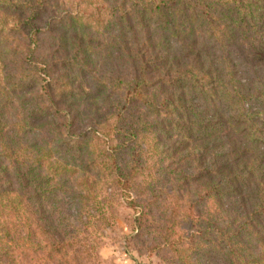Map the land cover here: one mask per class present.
Masks as SVG:
<instances>
[{
    "label": "rangeland",
    "instance_id": "obj_1",
    "mask_svg": "<svg viewBox=\"0 0 264 264\" xmlns=\"http://www.w3.org/2000/svg\"><path fill=\"white\" fill-rule=\"evenodd\" d=\"M145 1L75 0L64 12L55 13L40 34L34 60L53 64L55 91L63 98L58 103L72 121L73 135L110 128L115 138L114 134L128 130L133 149L121 154L119 162L136 171L123 191L102 167L108 158L101 154L96 139L88 137L81 147L64 151L68 163L61 158L50 168L56 176L47 185L45 198L37 189L27 195L32 218L48 231L45 234L39 228L36 240L61 232H86L81 222L94 215V225L88 229L93 234L94 258L86 262L82 248L75 245L74 253L61 251L43 261L31 260L41 252L34 249L28 252L30 258L15 264H225L210 246L198 242L199 249L194 250L187 244L191 232L188 196L217 179L224 192L218 197L221 210L241 218L253 207L250 189L254 183L262 180L264 187V141L251 140L264 134V126L234 117L237 111L246 115L264 111V0H250L247 5L262 12V18L246 16L245 39L239 36L236 8L229 1L226 6L224 1L212 0L210 20L197 6L189 7V12L148 19L141 11ZM50 7L46 15L53 11ZM14 58L0 44V94L3 89L9 94L17 78ZM141 60L154 63L149 66L152 83L146 93L151 92L156 110L124 98L125 86ZM186 67L207 71L211 77L216 74L226 86L232 76L242 92L253 96L235 104L220 96L217 85L208 88V94L197 95L155 81L165 70ZM35 93V85H27L15 97L3 100L13 104L17 118L29 120L31 138L55 136L59 121L50 117L32 121L28 115L35 114ZM166 95L171 101L163 114L157 109ZM246 148L249 152L241 153ZM89 158L94 162L87 170L79 169L80 161L85 164ZM236 166L239 176H228L227 171ZM207 169L213 173L202 176ZM60 178L62 186L56 185ZM249 229L264 242V223L254 222ZM168 240L177 242V249L168 246Z\"/></svg>",
    "mask_w": 264,
    "mask_h": 264
},
{
    "label": "trees",
    "instance_id": "obj_2",
    "mask_svg": "<svg viewBox=\"0 0 264 264\" xmlns=\"http://www.w3.org/2000/svg\"><path fill=\"white\" fill-rule=\"evenodd\" d=\"M220 1H224L226 6L229 1L236 8L234 20L239 28V36L245 39L249 32L246 16H256L261 19L262 12H255L248 8L250 0ZM74 3L75 0H0V44L3 43L5 53L15 56L14 77H17L9 88L11 94H8L4 89L0 94V264L21 263L24 257L30 258L28 252L34 251V249L41 251L37 257L34 256V259L31 256V260L36 261H43L48 256L53 257L61 251L65 254H72L75 245L82 248L79 251L87 256L86 262H90V259L94 258L90 244L93 234L88 231L89 227L94 225V215L84 217L81 222L86 232L83 230H78L75 233L61 232L53 237L48 236L51 240L47 238L36 240L40 234L39 228L45 234L48 231L45 227L36 224L32 218L29 203L31 197L27 195H30L31 190L37 189L45 198V193L48 191L47 185L56 176V173L53 174L51 169L54 165L62 162L59 161L61 158H64L63 164L68 163L63 156L64 151L81 147L88 137L96 139L101 154L108 158V162L102 167L114 179V184L123 191H127L129 188L134 177L133 173L136 171V168L128 166L127 162V164L119 162L121 154H124L126 150L133 149L134 140L130 138L132 133L123 130L122 134L117 135L113 132L114 138L112 133L109 134L111 129L108 128L103 131L92 129L88 134L79 133L74 136L72 121L66 115L64 107L58 103L63 98L55 91V81L52 76L53 64L45 60H34L36 57L35 48L39 44V37L44 27L50 25L55 13L64 12L66 5ZM144 3L141 11L147 15L148 19L155 17L157 19L159 16H165L166 13L174 14L179 10L185 12L189 7L197 6L201 9V14L210 20L209 15L214 5L212 0H147ZM49 5L54 12L46 15ZM118 9L120 12L121 9ZM251 27L258 29L257 25L252 22ZM151 64L154 63L148 60L139 62L131 83L128 82L125 86L124 98L132 103L142 101L146 108L155 109L151 92L146 93V88H149L152 83L149 77ZM25 74L26 76H24ZM155 81L169 89L189 90L197 95L203 92L208 94V88L212 89V86L217 85L214 87L220 96L235 102V104H241L243 99L253 96L251 92H242L234 83L235 78L232 76L228 80L231 84L226 86L218 75L215 74L211 77L207 71L194 67L165 70L157 76ZM27 85L36 87V110H34V116V112H31L28 114L29 117L32 118V121L34 118L37 120L49 117L59 121L56 127L58 132L55 136L44 135L41 139L37 138L39 140L31 138L29 135L32 126H29V120L24 117L17 118L18 113L15 114L13 104L7 103V98L10 99L14 94L23 91ZM3 97L7 101L3 100ZM170 101L169 95L164 96L157 111L166 114L165 109L170 106ZM181 102L182 99L179 100V104ZM189 104V107H193L192 103ZM194 110L198 111L196 107ZM263 112L260 110L246 115L237 111L234 117L264 126ZM151 113L154 114V111L152 110ZM251 140L257 143L264 141V134L251 136ZM242 152L246 154L249 150L242 149ZM81 161L78 168H81L82 171H86L89 163L94 162L93 158H89L85 164ZM46 170L48 171L46 172ZM210 173L213 171L207 169L202 176ZM227 175L239 176L238 166L232 171H227ZM202 176L199 175V177ZM259 176L262 177L263 174H259ZM239 178L243 180V178ZM246 179L244 178V180ZM62 182L63 179H56V185L62 186ZM220 183L221 181L213 178L206 183L203 190L196 191L193 196H188L190 199L191 213L188 216L191 232L186 237L189 241L187 244L194 250L195 248L199 249L198 242L210 246L219 253L225 264H264L263 239H259L260 242H258L259 240H256L249 229V226L254 222L264 223L263 181H257L250 189L253 207L247 215L241 218L221 210L218 197L224 192ZM60 186L54 187L53 191L55 192ZM198 207L204 210H198ZM248 237L254 239V242L247 241ZM167 243L168 246L171 245L172 248L177 249L175 246L177 242L168 240ZM42 253L44 255H41Z\"/></svg>",
    "mask_w": 264,
    "mask_h": 264
}]
</instances>
